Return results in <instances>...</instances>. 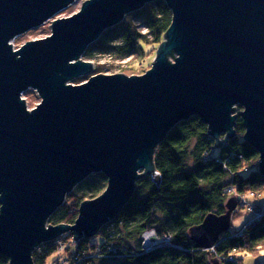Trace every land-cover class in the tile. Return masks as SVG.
Here are the masks:
<instances>
[{
	"label": "water",
	"instance_id": "obj_1",
	"mask_svg": "<svg viewBox=\"0 0 264 264\" xmlns=\"http://www.w3.org/2000/svg\"><path fill=\"white\" fill-rule=\"evenodd\" d=\"M74 1L0 0V255L8 264H34L37 247L66 234L73 243L97 235L141 178L159 185L155 152L193 116L216 149L234 138L239 117L264 178V0H161L171 22L150 68L76 85L94 70L81 59L88 46L157 0H85L77 13L53 20L50 35L13 49L15 37ZM27 89L41 98L30 110L21 98ZM92 174L106 178L104 191L81 202L72 224H48ZM236 207L229 199L227 212L207 215L191 239L212 248Z\"/></svg>",
	"mask_w": 264,
	"mask_h": 264
},
{
	"label": "trees",
	"instance_id": "obj_2",
	"mask_svg": "<svg viewBox=\"0 0 264 264\" xmlns=\"http://www.w3.org/2000/svg\"><path fill=\"white\" fill-rule=\"evenodd\" d=\"M149 7L151 11L145 19L147 35L127 31L116 36L112 31L110 35L105 31L97 43L108 36L109 40L119 39L123 47L136 45L138 56L147 54L142 44L157 47L171 22V12L163 1H154ZM234 131V138L223 140L215 153L214 141L206 134V126L198 117L178 123L154 155L159 185L151 182L149 177L141 178L117 217L99 229L98 241L92 242V237L83 238L72 244V252L67 254V249L63 250L65 257L70 258L68 261L72 264H98L108 260L115 261L112 264H211L212 260H218L221 264H237L236 257V260L230 259L234 253L258 254L257 249L264 250V211L253 205H250L252 212H263V217L249 220L240 230L241 234L239 231L224 233L210 249H201L190 236V230L200 225L207 215L226 213L229 199L238 201L233 219L243 209L241 201L245 196H258L264 192V178L258 171V153L243 140L245 129L239 117ZM191 142H195L192 169L185 171L186 147ZM91 177L106 182L102 174ZM96 188H90L93 193L89 199L98 196ZM69 196L68 201L50 216L48 224H72L75 221L78 207L85 198L83 195ZM149 229L160 237L169 236V244L143 252L141 235ZM65 236L70 241V235L61 238L64 240ZM58 240L61 241L58 238L37 247L32 254L33 263L50 264V259L59 251L54 246ZM0 264H8V259L0 255Z\"/></svg>",
	"mask_w": 264,
	"mask_h": 264
},
{
	"label": "rangeland",
	"instance_id": "obj_3",
	"mask_svg": "<svg viewBox=\"0 0 264 264\" xmlns=\"http://www.w3.org/2000/svg\"><path fill=\"white\" fill-rule=\"evenodd\" d=\"M85 0H75L71 5L67 6L60 12L56 13L50 20H48L46 23L42 24L39 27L33 28L29 30L28 32L24 34H20L17 37H15L11 43L13 45V49H18L23 44L36 40V39H42L47 37L51 34V27H49L53 20L60 19V18H66L69 17L75 13H77L82 3ZM150 4H146L142 9L135 11L133 13L127 14L123 20L106 30L105 33L108 32L110 35V31L116 33V36H120L122 34L127 33L129 31L130 34H133V32L140 33L141 35H147L148 30L145 28V19L148 17L151 9ZM149 5V6H148ZM104 33V32H103ZM102 33V34H103ZM104 33V35H105ZM107 36V39L101 40L100 43H97L98 41L91 44L90 49H86V54H89L87 56L86 54L82 55V60L89 61L94 64V70L88 75L80 76L71 81L72 84H80L84 81H86L90 76L96 75V74H125L128 76L131 75H141L145 71L149 69V66L151 65L153 58L155 56L156 46L152 47L151 45H145L142 44V47L145 49L146 53L144 56L139 55L138 56V47L136 45L132 47H123L120 44L119 39L118 40H109ZM100 44V45H98ZM88 46V47H89ZM90 50V51H89ZM152 60V61H151ZM151 61V62H150ZM21 98L25 100L27 109L34 108L38 103H40V96L37 94V92L34 89H27L25 90ZM242 111V108L237 106L236 107V114H239ZM195 142H191L186 147L187 152V159L185 161V171H190L192 169L193 164V158H192V152L194 149ZM219 149H215V153H218ZM94 174L88 176L85 180L79 183L77 188H74L73 191L69 195H75V196H84L85 200L89 199V196L93 191H91L90 188L97 187V195L101 194L103 190L106 187V182H98L97 178L91 177ZM90 185V188H89ZM67 195L65 201L70 196ZM96 196V195H95ZM95 198V197H94ZM68 201V200H67ZM241 204L243 206V209L240 210L239 215L231 219V226H230V233L236 234L246 225V223L249 220H253L255 213L252 212V206H257L259 210L264 211V192L261 193L258 196L248 195L243 198L241 201ZM237 207H238V201H237ZM236 207V208H237ZM235 211V210H234ZM233 211V212H234ZM233 215V213H232ZM253 218V219H252ZM241 234V232H240ZM69 235V234H66ZM71 236V235H70ZM61 241L59 243L55 244L59 251L56 252L53 255V258L50 259V264L53 262H67L68 259L65 257L64 249H67V254L72 252L74 244L72 240L69 237L65 236V239L63 240L60 237ZM92 242L98 241V236H93L91 238ZM60 244V245H59ZM132 245V243H131ZM69 248V249H68ZM259 250L260 252L258 254H244L242 252H236L231 256V260H236L237 264H264V250ZM144 252V250L142 249ZM33 254V253H32ZM236 257V258H235ZM79 261V260H78ZM74 262H77V258L75 257ZM115 261H101L98 264H112Z\"/></svg>",
	"mask_w": 264,
	"mask_h": 264
},
{
	"label": "built area",
	"instance_id": "obj_4",
	"mask_svg": "<svg viewBox=\"0 0 264 264\" xmlns=\"http://www.w3.org/2000/svg\"><path fill=\"white\" fill-rule=\"evenodd\" d=\"M262 217H263V212H257V213H255L253 220H260ZM169 242H170L169 236H161L160 237L152 229L146 230L141 235V247L144 250V252H148V251H150L156 247L162 246V245H168ZM52 264H72V261L67 260V262H64V261L63 262H53Z\"/></svg>",
	"mask_w": 264,
	"mask_h": 264
},
{
	"label": "bare ground",
	"instance_id": "obj_5",
	"mask_svg": "<svg viewBox=\"0 0 264 264\" xmlns=\"http://www.w3.org/2000/svg\"><path fill=\"white\" fill-rule=\"evenodd\" d=\"M85 52H86V50H85ZM85 52H84V53H85ZM93 65H94V64H93ZM148 240H149V239H148Z\"/></svg>",
	"mask_w": 264,
	"mask_h": 264
}]
</instances>
